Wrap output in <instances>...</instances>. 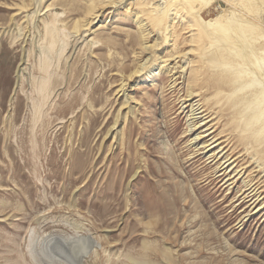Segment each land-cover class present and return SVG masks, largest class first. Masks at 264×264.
I'll return each mask as SVG.
<instances>
[{"label":"rangeland","instance_id":"374dc122","mask_svg":"<svg viewBox=\"0 0 264 264\" xmlns=\"http://www.w3.org/2000/svg\"><path fill=\"white\" fill-rule=\"evenodd\" d=\"M189 1L0 0V264H264V0Z\"/></svg>","mask_w":264,"mask_h":264},{"label":"bare ground","instance_id":"6f19581e","mask_svg":"<svg viewBox=\"0 0 264 264\" xmlns=\"http://www.w3.org/2000/svg\"><path fill=\"white\" fill-rule=\"evenodd\" d=\"M188 4H192L191 2L192 1H189V0H185ZM225 1H227V0H225ZM238 21L236 20V19H234L233 17H227L226 18V23H225V26H218L214 31H212V33H210V32H208L207 34H209V35H212V34H214V35H221L223 38H225V39H228V40H230V42L231 43H233V40H231V39H229L230 38V34H231V32H232V30L233 29H236V31L238 32V33H240V34H238L239 36V38H242V39H245V37L243 36V35H241V32H242V28L243 27H245V26H247L246 25V23H241L240 25H238L239 23H237ZM155 24H160V22L159 21H156V23ZM248 24V23H247ZM158 26V25H157ZM248 27V26H247ZM246 27V28H247ZM249 27H250V29L251 30H253V27H254V25H249ZM206 33V32H205ZM220 37V36H219ZM223 38H221V39H223ZM224 40V39H223ZM218 42H220V43H222L221 41H218ZM234 44V43H233ZM225 44H223L222 46H224ZM242 45V44H241ZM221 46V45H220ZM236 48H238L237 46H235ZM248 47V46H247ZM243 48V47H242ZM220 49V51L219 52H221V50H223L224 49V47H222V48H219ZM247 50H248V48H247ZM224 52L226 53H228L229 55H231V54H234L235 53V56L237 57V58H239V59H242L243 61H245L244 60V54H241V52L240 53H238V51L235 49V48H230L229 47V49H225L224 50ZM224 56V55H223ZM252 56L254 57V61H251V64H252V66L253 67H251V70H246V71H243L242 69L240 70V72H239V74L238 75H245V76H250L251 78H252V81H251V83L250 84H248V87H250V86H252V87H255V88H257V91L255 92V94H254V100L251 102H249V103H247V107H246V110H248L249 108H251L254 104L256 105V104H258V106H261V111L260 110H258V111H256L257 112V114L256 115H254V117H252L254 120H258V119H261L262 117H264V88L261 86V83L260 82H258V79H257V77H255V73H257V72H260L261 71V67H262V64H263V59H259V58H256L254 55H253V53H252ZM175 58V57H174ZM219 60V59H218ZM237 60V59H236ZM220 61V60H219ZM246 62V61H245ZM249 67V66H248ZM229 69H231V67H229ZM264 70V69H263ZM264 72V71H263ZM261 74V73H260ZM236 80L237 79H235V80H233L232 81V83H235L236 82ZM241 86H239L238 88H236V90L234 91V92H239V91H241V88H240ZM245 87H247V85L245 86ZM191 95V94H190ZM187 97H190V96H187ZM191 98V97H190ZM244 98H246V97H244ZM257 99H259V101H257ZM243 101L242 102H245L244 101V99H242ZM188 101H190V100H188ZM192 103H189L188 104V106H191L190 107V109H189V115L188 116H190V117H192L191 119H192V122L191 123H193V125H194V127L195 126H197V125H195V124H197L200 120H196L197 119V114H201L202 112H199V113H197L196 112V109H194L193 108V105H191ZM188 106H186V108L188 107ZM199 108V107H198ZM196 112V113H195ZM187 115V114H186ZM189 120V119H188ZM198 121V122H197ZM201 121H203V120H201ZM247 124H249L248 122H247ZM206 124H204V126H205ZM200 127H198V129H199ZM200 135H201V133H197L196 135H195V137L193 138V140L194 141H196V140H198V138H200ZM212 140V139H211ZM216 141H214L213 143H215ZM218 144V143H217ZM215 145V144H214ZM209 146V148H210V145H207L206 147H208ZM211 146H213V145H211ZM230 164H232V163H230ZM230 164H228V167H229V165ZM230 166H232V165H230ZM227 168V167H226ZM230 181V180H229ZM252 188V187H251ZM250 188V189H251ZM249 191V190H248ZM250 193H252V192H250ZM251 195V194H250ZM249 196V195H248ZM247 197V196H246ZM250 197V196H249ZM250 199V198H249ZM248 200V199H247ZM251 201V200H250ZM254 203V202H253ZM252 203V204H253Z\"/></svg>","mask_w":264,"mask_h":264}]
</instances>
